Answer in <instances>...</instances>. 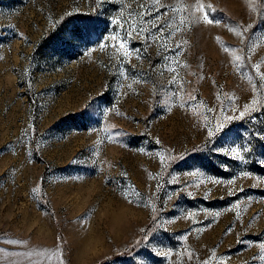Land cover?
<instances>
[{
    "label": "rangeland",
    "instance_id": "obj_1",
    "mask_svg": "<svg viewBox=\"0 0 264 264\" xmlns=\"http://www.w3.org/2000/svg\"><path fill=\"white\" fill-rule=\"evenodd\" d=\"M199 2L0 0V264H264V0Z\"/></svg>",
    "mask_w": 264,
    "mask_h": 264
},
{
    "label": "snow or ice",
    "instance_id": "obj_2",
    "mask_svg": "<svg viewBox=\"0 0 264 264\" xmlns=\"http://www.w3.org/2000/svg\"><path fill=\"white\" fill-rule=\"evenodd\" d=\"M155 5H156V10L159 11V0H155ZM193 7H194V13H193V15L195 14V12H202V13H203V15L200 17V19H201L203 22H205V23H207V24H214V23H215V24H219V23H221V21H215V20L209 18L208 13L204 11V7H205L204 4H203V3H200L199 0H198V4H197V5H194ZM208 8H209L210 10H213V11H214V9H212V6H211V5H208ZM172 11H173V12H179V9H178V8H172ZM177 23H178V27L176 28V31H181V30H182L181 26L184 24V21H183V20H178ZM131 26H132L133 28L136 27L135 25H131ZM168 34L171 35V31H169ZM236 35L239 36V35H242V33H240V32H236ZM120 47L123 48L124 45L121 44ZM177 47H180V45H177ZM225 50L227 51V49H225ZM128 55H129L128 52H125V53H124V56H125V57H127ZM235 59H236V60H239L240 57L237 56V57H235ZM177 63H179V62L177 61ZM254 70H255V72L260 76L261 82H264V73H260V65H255V66H254ZM252 103L255 104L256 101L253 100ZM245 111H248V106H247V105H245ZM240 115L243 116L244 113L242 112ZM221 127H222V125H221ZM209 135H210V136L212 135V132H211V131H209ZM162 162H163V160H162ZM243 175H244V176H249V175H251V174L245 172V173H243ZM215 183H220V181L217 180V181H215ZM228 183H232V181H229ZM34 191H35V190H34ZM129 202L131 203V202H133V201H132L131 199H129ZM153 210H154V209H153ZM217 215H219V213H217ZM260 247H261V251H262V253H264V244H261Z\"/></svg>",
    "mask_w": 264,
    "mask_h": 264
}]
</instances>
